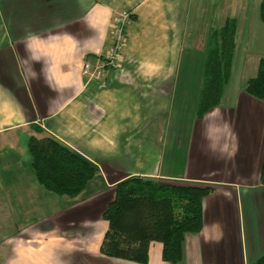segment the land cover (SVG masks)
Segmentation results:
<instances>
[{
    "label": "crops",
    "instance_id": "crops-1",
    "mask_svg": "<svg viewBox=\"0 0 264 264\" xmlns=\"http://www.w3.org/2000/svg\"><path fill=\"white\" fill-rule=\"evenodd\" d=\"M259 1L0 0V264H139L99 251L102 210L128 176L212 185L181 259L163 261L151 241L144 264H249L264 253V102L241 89L264 55ZM219 5L230 13L222 19L238 9L249 19L219 105L198 119ZM121 11L125 42L111 66L104 59ZM84 62L101 64L99 76L82 74ZM30 136H51L94 165L78 195L36 182Z\"/></svg>",
    "mask_w": 264,
    "mask_h": 264
},
{
    "label": "trees",
    "instance_id": "trees-1",
    "mask_svg": "<svg viewBox=\"0 0 264 264\" xmlns=\"http://www.w3.org/2000/svg\"><path fill=\"white\" fill-rule=\"evenodd\" d=\"M257 14L264 23V0L259 1ZM236 26L234 17H225L207 34L193 105L194 118L200 119L220 103L231 74ZM241 89L264 102V55L259 56L254 74L245 79ZM26 148L36 182L53 194L75 197L94 175L95 167L90 161L51 136H30ZM258 181L264 185V157ZM211 190L210 184L160 182L143 176L117 181L101 213L106 229L100 253L144 264L149 242L158 241L161 259L178 262L184 235L197 232L202 226V198ZM249 264H264V253Z\"/></svg>",
    "mask_w": 264,
    "mask_h": 264
},
{
    "label": "built area",
    "instance_id": "built-area-1",
    "mask_svg": "<svg viewBox=\"0 0 264 264\" xmlns=\"http://www.w3.org/2000/svg\"><path fill=\"white\" fill-rule=\"evenodd\" d=\"M128 22V14L124 11L118 13L111 22V34L112 44L107 51L104 62L108 65H116L122 58V47L125 42L124 27ZM101 64H97L93 67L88 62L82 64V74L89 76H99L98 70L101 68Z\"/></svg>",
    "mask_w": 264,
    "mask_h": 264
},
{
    "label": "rangeland",
    "instance_id": "rangeland-1",
    "mask_svg": "<svg viewBox=\"0 0 264 264\" xmlns=\"http://www.w3.org/2000/svg\"><path fill=\"white\" fill-rule=\"evenodd\" d=\"M227 14H230V13H228V11H226V10H223L222 7H221V5L217 6V8H216V15H217V18L219 20H223L224 18L222 19V16H225ZM248 14L249 13L247 11L243 12V9H238V10H235V11H233L231 13V16H233L236 19V21H237V26H236V31H235V45L236 46L238 45V49H240V48L242 49V46H243V43H244L243 42V31L245 29V25L247 23V20L249 19V15ZM257 17H258V14H257ZM254 72L255 71H253L252 73H250V72L249 73L243 72L242 76L244 78H246V76H248L249 74H254ZM234 79H235V76L233 75L232 81ZM234 85H235V80L233 81V86Z\"/></svg>",
    "mask_w": 264,
    "mask_h": 264
}]
</instances>
